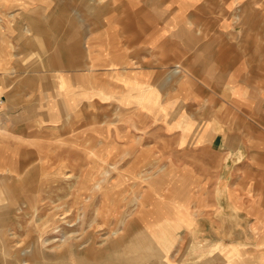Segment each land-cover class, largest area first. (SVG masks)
Listing matches in <instances>:
<instances>
[{
  "label": "rangeland",
  "instance_id": "1",
  "mask_svg": "<svg viewBox=\"0 0 264 264\" xmlns=\"http://www.w3.org/2000/svg\"><path fill=\"white\" fill-rule=\"evenodd\" d=\"M125 6L0 0V264H231L226 189L264 184V0L165 29Z\"/></svg>",
  "mask_w": 264,
  "mask_h": 264
},
{
  "label": "crops",
  "instance_id": "2",
  "mask_svg": "<svg viewBox=\"0 0 264 264\" xmlns=\"http://www.w3.org/2000/svg\"><path fill=\"white\" fill-rule=\"evenodd\" d=\"M167 4L173 8L168 7L167 9L170 10L165 9L168 6ZM201 4L202 0H140L139 2L126 0L125 12L130 15V21H126L124 25L134 24L132 14L142 15V25H164V29L165 25H196L197 22L194 21L196 19L195 8ZM156 8L157 10H155ZM210 10H204L206 17ZM144 15L149 19L155 17L157 21L146 22L143 18ZM198 17H200V13ZM209 23L210 21L205 22V25H209ZM112 25H116L114 19ZM161 32L162 28L160 30L157 28L155 32H148L146 36H142V41L148 45L153 44L154 40L160 37ZM68 60L72 61L74 59L69 58ZM238 62L241 61L238 60ZM236 68H241V65L237 64ZM8 114H10L9 110L6 115L8 116ZM3 115H5V112ZM226 190L224 206H229L232 209L236 222L240 223L236 230V238L240 240L236 242L235 246L228 243L227 250L225 249L227 260L231 264H264V184L246 183L244 180H237ZM208 218L212 227H216V231L220 232L215 233V235L222 237L226 231L225 222L229 218L226 219L222 215ZM246 225L247 228H245ZM232 234L235 233L232 231Z\"/></svg>",
  "mask_w": 264,
  "mask_h": 264
},
{
  "label": "built area",
  "instance_id": "3",
  "mask_svg": "<svg viewBox=\"0 0 264 264\" xmlns=\"http://www.w3.org/2000/svg\"><path fill=\"white\" fill-rule=\"evenodd\" d=\"M4 99L2 97V95L0 94V115L2 113V111L4 110Z\"/></svg>",
  "mask_w": 264,
  "mask_h": 264
},
{
  "label": "bare ground",
  "instance_id": "4",
  "mask_svg": "<svg viewBox=\"0 0 264 264\" xmlns=\"http://www.w3.org/2000/svg\"><path fill=\"white\" fill-rule=\"evenodd\" d=\"M14 15H15V14H14ZM86 45H87V44H86ZM64 70H65V69H64ZM167 238H168V237H167ZM172 241H173V240H172ZM194 242H195V241H194ZM195 243H196V242H195ZM200 243H201V242H200ZM191 244L193 245V242H192ZM191 244H190V245H191ZM198 244H199V242H198ZM193 246H196V245H193ZM203 246H204V245H203ZM151 247H152V246H151ZM34 251H35V252H38L39 250L36 248V249H34ZM34 255L36 256V254H34ZM37 257H38V256H37Z\"/></svg>",
  "mask_w": 264,
  "mask_h": 264
}]
</instances>
